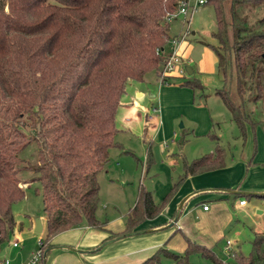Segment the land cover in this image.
I'll return each instance as SVG.
<instances>
[{"label":"trees","instance_id":"obj_1","mask_svg":"<svg viewBox=\"0 0 264 264\" xmlns=\"http://www.w3.org/2000/svg\"><path fill=\"white\" fill-rule=\"evenodd\" d=\"M180 1L0 0V245L16 224L12 204L25 196L18 176L25 168H32L33 179L41 182L43 250L62 230L83 223L104 227L96 214L98 172L110 147L120 145L115 139L117 107L129 79L162 70L164 56L158 48L169 39L168 16ZM263 2L231 0L227 15L216 0L212 34L217 43L206 41L217 55L222 82L215 93L231 110L242 136L257 121L246 101L263 94L264 15L254 21L249 15ZM179 81L204 87L191 74ZM233 82L239 100L231 95ZM30 144L36 159L23 163L22 151ZM226 153L217 141L213 151L184 161L179 180L222 166ZM152 160L149 145L146 165ZM163 201H155L152 190L140 185L122 233L155 215ZM193 253L223 264L212 247L191 240L183 252L162 247L139 264H159L162 256L190 264ZM237 257L243 264H264V230L255 231L249 253Z\"/></svg>","mask_w":264,"mask_h":264},{"label":"crops","instance_id":"obj_2","mask_svg":"<svg viewBox=\"0 0 264 264\" xmlns=\"http://www.w3.org/2000/svg\"><path fill=\"white\" fill-rule=\"evenodd\" d=\"M179 20L181 27L172 33L169 32V39L164 48L169 50L177 47L186 57L187 64L193 69L188 74L197 77L205 85L198 73L215 68V63L217 69V55L213 58L210 53L209 60L197 61L196 67H194L191 64L192 48L189 44L193 39H196L195 33L198 30L190 27V32L185 38L180 39L186 22L185 17H181ZM174 38L180 40L172 42ZM196 40L206 43L202 39L197 38ZM156 73L159 76L157 71ZM188 74L180 79L188 77ZM176 78L174 77L168 82L159 79L155 94L150 92L144 77L129 79L116 111L115 122L118 130L127 128L131 132L137 131L141 133L144 140L151 142L153 136L162 129L164 135H168L164 125L173 127L170 124L172 123L170 119L174 117V114L170 116L163 113L162 115L164 107L169 104H175L178 107L189 106L196 110L194 118L197 121L193 123V126L188 125L185 131L195 135L204 134L207 138L214 139V145L213 142L205 140V146L199 148L201 149L199 151H203V149H208L206 152L213 151L219 140V133L213 130L216 124L206 99L207 95H202V92L194 85L182 83L179 81L180 79L176 80ZM147 94L153 98L150 107L143 104ZM154 105L159 106V111H152ZM120 115L123 121L121 125L118 124ZM168 121L170 123L166 124ZM260 126L261 123L258 119L254 124L247 125L238 155L229 152V147L226 148L225 164L222 166L188 173L179 180L185 168L184 161H190L202 152L197 155L192 154L189 158H183L181 169H177L179 162L173 156L167 164L163 163V168L166 170L165 180L156 179L154 186L150 188L155 201L165 199L155 215L142 220L131 232L122 233L125 229L126 214L138 198L139 185L134 204L129 206L124 214L110 215L109 211H104L105 216L103 217L102 213L98 209L96 210L97 217L104 221V227L83 223L53 235L50 239V247L47 248L48 251L43 250L42 264H139L162 247L183 252L189 240L214 249L219 242L225 245L229 238L232 240L233 246L238 244L239 247L236 238V235L240 233L237 226L241 221L239 213L249 212L252 208L257 207L258 197L256 196L264 194V127L261 126L263 128L260 129ZM256 127L259 129L257 132L255 131ZM117 146L124 152H133L121 143ZM170 151L171 154L175 152L173 148ZM150 166L151 164L147 168L149 169ZM155 172H152L153 178L156 175ZM167 193L169 194L165 198ZM252 193L257 195L250 203L244 195ZM241 198H245V201L240 202ZM205 204H208L207 208L204 207ZM41 219L44 227L45 216L43 215ZM259 230H264V227H252L250 233L253 236V233ZM12 235L14 238L11 243H8V246L18 247L20 243L15 237V229H13ZM40 237L44 236L40 235ZM14 240H17L18 244H14ZM7 241H10V238ZM25 263L22 260L10 263V260L3 261L0 257V264ZM162 263L177 264L173 258L168 256H162L159 264Z\"/></svg>","mask_w":264,"mask_h":264},{"label":"rangeland","instance_id":"obj_3","mask_svg":"<svg viewBox=\"0 0 264 264\" xmlns=\"http://www.w3.org/2000/svg\"><path fill=\"white\" fill-rule=\"evenodd\" d=\"M193 1V0H191ZM231 0H221L227 9ZM216 0H208L206 3L201 4L192 13L190 18L191 29L198 30L195 33V38L208 41L210 43H217L216 38L212 34V30L216 28V15L214 5ZM251 21L256 20L258 17L264 15V2L256 5L253 11L249 12ZM185 17L184 14L179 13L177 17L169 19L170 33L178 30L181 27L180 18ZM177 18V19H176ZM186 18V17H185ZM186 26V24H185ZM231 26H229V30ZM230 33V31H229ZM193 39L189 45H191V64L196 67L197 61L202 59H208L210 53L215 58L216 53L211 45H207L202 41ZM208 49V50H207ZM158 72V71H157ZM199 74V77L205 84L203 89L197 87L199 91L205 92L208 105L211 113L213 114L215 128L213 129L219 133V140L221 144H224L226 148L229 147L234 155H238L240 147H242L244 136L241 135L239 127L231 119V110L224 104L221 98L215 93V88L222 84L220 75L217 73L216 63L215 68L206 69ZM159 76L155 69L148 70L144 74L146 85L149 87L152 94L156 93L159 84ZM174 77H169V80ZM180 79V77H177ZM234 81V80H233ZM263 94L257 100H247V108L252 110V114L256 119L259 120L261 126L264 127V74H263ZM204 95V96H205ZM231 95L236 100H239V96L236 92L234 82L231 86ZM150 94H147L143 100V104L147 107L151 106ZM201 96V95H200ZM199 98V96H197ZM202 98V97H201ZM178 116L176 117V113ZM174 114V117L166 124H172L173 127L165 126L168 135L163 132V129L153 136L152 141H146L142 138L141 133L137 131L131 132V130L119 129L115 133V139L125 147H128L133 152H124L117 145H113L109 149V159L104 167L98 172L99 180V203L97 209L105 216L104 211H109L108 214L117 215L124 214L128 207L133 205L136 199L137 190L139 185H143L146 188H152L154 181L159 179L161 181L166 178V170L163 168V163H168L173 156L178 160L177 169H181L183 158H189L192 154L197 155L199 152H206L208 149L199 151L201 146H205V140L213 142L215 140L207 138L204 134L195 135L191 132H186L188 125L193 126L197 120L194 118L196 110L191 109L189 106L180 107L175 104H169L164 107L162 115ZM124 117V116H122ZM193 120V121H192ZM118 124H123L121 115L118 117ZM163 124V123H162ZM219 124V125H217ZM185 125V126H184ZM260 126V129L263 128ZM191 128V127H190ZM258 127H256V132ZM170 133V134H169ZM204 135V136H203ZM167 136V137H166ZM183 137V140H181ZM175 138V140H173ZM210 139V140H209ZM150 145L152 151V163L148 169L146 166L147 148ZM237 146V148H236ZM34 145L30 144L22 151L23 163H33L36 159V154L33 151ZM175 152L171 154V149ZM172 167V166H171ZM156 171V175L153 178L152 172ZM177 172V171H175ZM36 172L32 168H25L19 171V178L21 184L25 186V196L16 199L12 204V209L16 219L15 232L16 239L19 241L18 247L8 246L14 236L10 235V241L2 242L0 246V257L3 261L6 259L10 260V263H17L18 261L27 262L34 252L39 249V238L40 235H45L46 226L41 231L34 229L35 217H42L44 214L43 210V199L40 192L41 182L38 179H33ZM157 186V185H156ZM257 194H248L244 197L251 203L254 196ZM157 197V195H156ZM258 206L252 208L249 212H241L240 223L238 228L240 233L236 235L238 244H235L233 248L236 251V255H232V250H227L222 242L215 245L214 250L216 254L222 259L223 264H243L237 257L240 253L246 255L251 250V238L250 229L252 227L263 226L264 227V194L258 196ZM262 210V211H258ZM42 255L38 257L36 262L31 264H42ZM191 264H216L211 258L204 255L194 253L191 256ZM165 264V263H162Z\"/></svg>","mask_w":264,"mask_h":264},{"label":"built area","instance_id":"obj_4","mask_svg":"<svg viewBox=\"0 0 264 264\" xmlns=\"http://www.w3.org/2000/svg\"><path fill=\"white\" fill-rule=\"evenodd\" d=\"M208 0H181L177 9L173 11L168 18L176 17L177 14L182 13L185 15V22L186 26L183 31V34L181 35L180 39L185 38V36L190 32V18L194 10L197 9L198 6L201 4L206 3ZM180 39L174 38L172 39V42H178ZM158 51L163 53L164 56V64L163 68L159 73L160 81H166L167 77L169 76H185L188 74L187 71V59L183 55L182 52H180L177 47H173L169 50H165L164 46H161L158 48ZM152 111H159V106L154 105L152 107ZM245 198H241L240 202H244ZM208 204H205L204 207L207 208ZM42 238H39V249L32 254V257L25 263V264H31L35 262L40 255H43V248L40 247ZM14 244H18L17 240L13 241ZM233 242L231 239L227 238L225 243V248L227 250H232V255L235 254V249L233 248ZM8 261V259H6Z\"/></svg>","mask_w":264,"mask_h":264},{"label":"water","instance_id":"obj_5","mask_svg":"<svg viewBox=\"0 0 264 264\" xmlns=\"http://www.w3.org/2000/svg\"><path fill=\"white\" fill-rule=\"evenodd\" d=\"M187 71H188V73H191L193 71V69L190 65H187ZM34 229L36 231H41L43 229V223H42V219L40 216L35 217Z\"/></svg>","mask_w":264,"mask_h":264}]
</instances>
